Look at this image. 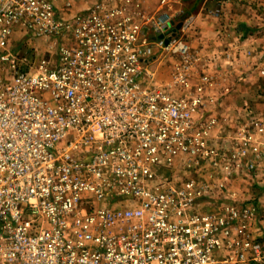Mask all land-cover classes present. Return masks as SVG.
<instances>
[{"label":"built area","instance_id":"2783aa9c","mask_svg":"<svg viewBox=\"0 0 264 264\" xmlns=\"http://www.w3.org/2000/svg\"><path fill=\"white\" fill-rule=\"evenodd\" d=\"M126 3L63 15L51 0H0V264L262 261L250 210L213 212L207 181L147 187L168 150H204L208 130L194 120L200 97L155 82L154 43ZM172 25L162 16L155 29ZM22 35L54 41L55 54H22ZM157 44L188 86L190 44Z\"/></svg>","mask_w":264,"mask_h":264},{"label":"crops","instance_id":"0c3cea01","mask_svg":"<svg viewBox=\"0 0 264 264\" xmlns=\"http://www.w3.org/2000/svg\"><path fill=\"white\" fill-rule=\"evenodd\" d=\"M73 1H77L80 5H82V9L75 12L74 10H70V8L66 7L67 3L73 5L75 3ZM126 1V4L131 6L132 9L137 5L139 7L141 6L143 14L140 17V22L144 25V32L146 35L150 36L151 33L156 30L155 23L162 16H165V19L168 22L174 24L172 27H166L165 33H171L176 26V28L180 29V34H183V38H185V35H189L191 39L190 41L185 38L191 47V62L189 65V73L191 75L188 77L189 85H176L179 88L175 89L174 93H172L176 96H187L193 98L200 97L202 102H209L212 107V117H216L217 120H219V125L217 128H214V133H226L229 130L228 126L241 129L243 125L255 118V128L264 132V112L262 113L259 111L260 105L244 94V96H241L242 98L240 100L237 98L234 91V85L236 84H239V86L243 88L241 90H244V88H246L244 86L248 83H254L253 80L255 78L253 79V77H249L248 71L250 69H255V74H258L257 72L259 71L260 74L263 75L262 70H264V61L262 56L264 53V46L262 42L259 44V41H261L263 36V30H260V39L257 35L255 36L256 39L253 37L248 39V36L252 35L248 34L250 29L249 31L246 30L244 25H249L247 28H251L253 26L250 20L253 19L251 14H253L254 11L256 12V14H254V18L261 19L263 17L260 11H262L261 7L264 5V0H184L185 4H190L188 7L189 11L187 12V17L179 20V22L178 19L176 22L174 19L176 16H179L182 12H184L185 4L183 3L184 9L179 6L171 11L170 9H167V6H169L168 1L171 0H161L158 13L154 16L149 10V7L151 6L150 0H66L64 3L65 11L63 15L87 11L97 4L104 3L118 5L119 3H125ZM52 2L56 6L55 0ZM251 5L259 6V15L257 14V7L253 9ZM247 6H250L252 12L246 9ZM242 11L250 14V18L246 14H242ZM20 37L22 42L24 41L29 45L32 44V46L36 49L38 48L35 44L37 40L49 41V39L45 38H37L35 40L33 38L30 39L28 36V38L23 35ZM157 50V48H154V51ZM36 53L37 51L34 55L36 57H40V59L50 58L55 54L52 49L50 51L47 50V52L45 50L44 56L37 55ZM258 58L261 59L259 60ZM255 59H258L257 62H254L256 67L251 64V62ZM153 60L150 63L152 71L154 69ZM219 69H222L223 71L221 72ZM233 69L239 70V74L236 75V77L233 76ZM171 80L172 77L168 79L165 78V81L170 82ZM168 82H166V84ZM259 96L262 97L261 94ZM236 99H239L237 101L240 102L238 114H235V111H233ZM228 100L231 102L232 108H228V104L227 109H224V104L225 102L227 104ZM221 102L224 104H220ZM254 109H256L257 112H254ZM253 112L254 114H252ZM201 122L202 121H200L199 124H201ZM247 125L248 124L244 127H247ZM234 139L231 138L229 141H226L230 142L227 148L231 150V147H238L240 148L239 151L245 152L247 150L246 142H242L241 144V142L238 141L237 144ZM253 149H258V151L255 152V158L257 159L253 162V164H259L261 160V163H263V143H256L253 146ZM227 161H229L232 165L236 162L244 165L247 164V161L241 157L233 161L231 159H227ZM244 172H247L246 168H243L239 173L235 174H227L225 172V176L222 181H219L220 178L214 173H210L206 177L199 175L197 178L207 181L210 186L209 196H211L213 200L210 198L211 202H209L207 207L213 210V212H220L225 205H228L229 200H225L222 203L223 205H221L222 207L219 204L217 205V198L215 197L228 196V198H230L232 195L235 196L239 192L237 189L238 187L235 188L236 180L240 178V176H248V173ZM243 182L245 183L242 187V191L244 192L247 191L248 187L247 180L245 179ZM221 184L222 186H220ZM260 194L264 196V190L261 191ZM243 203L247 202L243 201ZM245 206L246 204L240 205L239 208L246 209ZM260 207L261 208L258 211L259 213L256 218L253 219V216L249 220L255 223V228H257L256 233L255 231L252 233L256 238V241L262 243L264 251V205L260 204ZM251 221L250 225H252Z\"/></svg>","mask_w":264,"mask_h":264},{"label":"rangeland","instance_id":"374dc122","mask_svg":"<svg viewBox=\"0 0 264 264\" xmlns=\"http://www.w3.org/2000/svg\"><path fill=\"white\" fill-rule=\"evenodd\" d=\"M160 1L161 0H150L151 6L149 7L150 9L149 8L148 9L151 11L153 16L158 13V10L160 7ZM65 2L66 0H55L57 10L61 14H63L65 11L64 10ZM73 2L75 3L72 5L70 10H74L76 12L77 10L82 9V5H80L77 1H73ZM183 3L185 4L184 0L168 1L169 6H167V9H170L172 11L179 6L184 9ZM189 6L190 4H185L186 10L184 9V12H182L179 16L175 17L174 19L175 22L177 19L179 22V20H182L187 17ZM251 7L253 9L257 7V14L259 15V11H260L259 6L251 5ZM261 8H262V11L260 12L262 13L263 17L261 19L254 18V14H256V12L254 11L253 14H251V17L253 19L250 20L253 26L251 28H247V26L249 25H244V27L248 31L250 29V32L248 34L252 36H248V39H250L251 37L255 38L256 35L259 36L258 38L260 39L259 33H260V30H263V36H262L261 41H259V44H261L260 42H262L264 46V5ZM246 9L252 12V10L250 9V6H247ZM138 10L143 14L141 6L138 8ZM242 14H246L250 18L249 16L250 14H247L244 11H242ZM179 30L180 29L176 28L175 26L174 30L171 33L160 34L156 32L155 34V31H156L155 30L153 33H151L150 36H148L150 41H153L155 48L158 49L157 51H155L156 52L155 54L157 55L155 59L153 60L154 61L153 73L155 77V82L160 85H166L167 89L171 93L172 92L174 93V90L179 88L175 85V81L177 79V75L181 72V70L178 69V67L182 64V60L177 55H174L170 52H165L163 50H160V47L157 43L159 40L163 38L168 43L170 39L176 34H178L179 36L183 38L182 36L183 34H180ZM185 38H187L188 41L191 40L189 35H185ZM185 38L183 39L186 40ZM52 43H53L52 40H49V41L48 40H37L35 44H36V47L38 48L36 49L34 46H32V44L29 45L28 43H25L24 41L22 42L21 37L18 36L15 40L14 45L20 48L22 54H25L26 52L29 51V49H31L34 52L37 51L36 53L37 55L44 56L45 50L46 52L47 50L48 51L51 50L50 47ZM262 57L264 61V53ZM37 59H40V57H37ZM258 59H255L254 61H252L251 64L255 66L254 62H257ZM219 71L222 72L223 70L219 69ZM233 71H234L233 76L236 77V75L239 74V70L233 69ZM248 72H249V77H253V79L255 78L253 80L254 83H248L246 86H244L246 87L244 88V90H241L243 88H241L239 84L234 85L235 95L240 100L242 98L241 96L246 95L249 98H251L253 101H256V103L260 105L259 111L263 113L264 112V70H262L263 75L260 74L259 71L257 72L258 74H255L254 73L255 69H250ZM188 74L190 77L191 74L189 72ZM170 77H172V80L170 82L165 81V78L168 79ZM166 82L168 83L166 84ZM260 94L262 95V97L259 96ZM239 99H236V101L234 102L233 111H235V114L239 113L240 102L237 101ZM220 104H224V103L221 102ZM227 106L228 108H232L231 102L229 100L227 104L225 102L223 108L227 109ZM254 110H255L254 112H257L256 109ZM254 112L252 114H254ZM212 116H213V113H212V107L210 106V103L204 102V105L200 108V111L197 112L194 117L195 122L199 126H204L208 130V134H204L203 136L204 140L207 142V147L204 150H200L199 152L196 153V151L190 147V143H186L184 146H182V148L168 150L167 157L169 158L172 157V161L168 163L166 168L164 165H162L161 168L159 166L155 167L154 172L157 176H159V182L157 181V179H154L151 182H148L147 187L154 189L155 187H157V183H161V182L181 183L182 181H184L183 179L197 178L199 175H203V177H206L210 173H214L217 177L220 178L219 181H222L224 179L225 172L227 169V165H226L227 159L228 160L231 159L233 161L241 157L247 161V164L246 165L240 164V163L233 164L231 166V170H232L231 174L239 173L243 168H246L247 172H244V173H248V176L247 177L240 176V178L236 180L235 188L238 187L237 189L239 192L235 196L232 195L233 198L232 197L228 198V196H216L215 197L217 198L216 204L217 205L219 204L221 206L223 205L222 203L225 200L226 201L229 200L228 201L229 204L232 203L237 206L246 204L245 206L246 209L250 210V219L253 216H254L253 219H255L259 213L258 211L261 208L260 204L264 205L263 204L264 196L260 194V192L264 190V159H263V163H261L262 162L261 160L259 164H253V162H255V160L257 159L255 158L256 157L255 152L258 151V149H253V146L259 142L263 143V146H264V132L257 130L255 128V125H254L255 120H256L255 118L249 121L248 123H246L248 124L247 127H244L246 124L243 125L241 129L228 126L229 130L228 131L226 130L227 131L226 133L225 132L224 133L223 132L214 133L215 132L214 128L218 127L219 120H217L216 117H212ZM200 121H202L201 124H199ZM188 133L189 131L186 133V136H190V134ZM231 138L232 139L235 138L234 140H236L237 144H238V141L241 142V144L242 142H246L247 150L245 152H241L239 151L240 148L238 147L236 148L231 147L232 149L229 150L227 146L229 145L230 142H226V141H229ZM263 157H264V150H263ZM158 162H159V155H157L156 164ZM153 170H154V167H153ZM245 179L247 180L248 189L247 191L243 192L242 187L245 184L243 180ZM122 188L123 186H120V189ZM210 198L211 200H213L211 196L204 197L202 199L203 200L202 203L208 206L209 202H211ZM243 201L247 203H243ZM250 221L251 220H249V222ZM251 224L252 225L249 224V229L251 230V232L254 233L255 231L256 233L257 228H255L256 227L255 223L251 221ZM245 264H251V263H245ZM252 264H264V259L262 261L254 262Z\"/></svg>","mask_w":264,"mask_h":264}]
</instances>
